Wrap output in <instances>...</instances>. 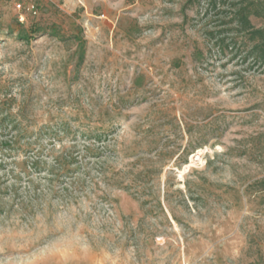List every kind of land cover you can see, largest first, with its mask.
Masks as SVG:
<instances>
[{"label": "rangeland", "instance_id": "rangeland-1", "mask_svg": "<svg viewBox=\"0 0 264 264\" xmlns=\"http://www.w3.org/2000/svg\"><path fill=\"white\" fill-rule=\"evenodd\" d=\"M189 1L0 0V264H264V68Z\"/></svg>", "mask_w": 264, "mask_h": 264}, {"label": "trees", "instance_id": "trees-1", "mask_svg": "<svg viewBox=\"0 0 264 264\" xmlns=\"http://www.w3.org/2000/svg\"><path fill=\"white\" fill-rule=\"evenodd\" d=\"M189 2L204 5V15H209L214 23L219 24L218 27L224 28V32L211 33L219 52H223L225 48H235L234 38L228 34H236L241 40L253 42L249 50L242 49L241 53H244L246 58L253 55V62L264 68V28L255 29L250 21V16L264 18V1L263 3L260 0H190ZM221 17L226 21L220 19ZM237 51L239 52L240 49Z\"/></svg>", "mask_w": 264, "mask_h": 264}, {"label": "built area", "instance_id": "built-area-1", "mask_svg": "<svg viewBox=\"0 0 264 264\" xmlns=\"http://www.w3.org/2000/svg\"><path fill=\"white\" fill-rule=\"evenodd\" d=\"M11 1L13 2L15 9L17 11H22V10L30 11V9H31L30 7L25 8L23 3H21L22 0H11ZM196 158H198V157H196ZM196 158L194 160H196Z\"/></svg>", "mask_w": 264, "mask_h": 264}, {"label": "bare ground", "instance_id": "bare-ground-1", "mask_svg": "<svg viewBox=\"0 0 264 264\" xmlns=\"http://www.w3.org/2000/svg\"><path fill=\"white\" fill-rule=\"evenodd\" d=\"M202 154H203V152L200 151V152H199V155L197 156L198 158H196V160L193 159L191 163L195 164V163H197L198 161H199V163H200ZM194 162H195V163H194ZM190 165H192V164H190Z\"/></svg>", "mask_w": 264, "mask_h": 264}]
</instances>
